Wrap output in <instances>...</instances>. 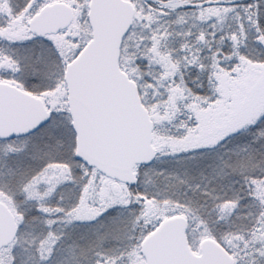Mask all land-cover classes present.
<instances>
[{
	"label": "snow or ice",
	"instance_id": "1",
	"mask_svg": "<svg viewBox=\"0 0 264 264\" xmlns=\"http://www.w3.org/2000/svg\"><path fill=\"white\" fill-rule=\"evenodd\" d=\"M0 264H264V0H0Z\"/></svg>",
	"mask_w": 264,
	"mask_h": 264
}]
</instances>
